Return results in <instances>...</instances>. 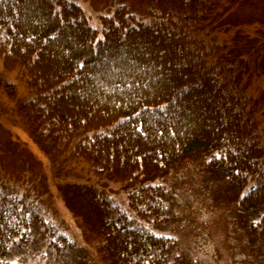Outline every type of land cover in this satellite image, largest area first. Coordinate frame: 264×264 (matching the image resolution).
<instances>
[{"label": "trees", "instance_id": "trees-1", "mask_svg": "<svg viewBox=\"0 0 264 264\" xmlns=\"http://www.w3.org/2000/svg\"><path fill=\"white\" fill-rule=\"evenodd\" d=\"M218 1L151 0L159 20L153 24L119 9L101 18L99 39L74 3L2 0L0 60L26 81L33 99L18 112L41 148L49 140L75 142L76 156L98 176L127 184L129 206L159 226L171 214L165 190L150 184L187 158L205 156V168L235 196L238 218L264 245V149L257 111L230 56L222 55L225 47L200 36ZM0 89L15 97L13 86ZM23 203L19 210L0 201V264H13L15 250H32L53 235L40 213ZM143 205L149 214L140 211ZM105 210L100 238L108 264H169L175 239L136 230L115 204ZM56 241L48 247L54 264L82 259L84 250Z\"/></svg>", "mask_w": 264, "mask_h": 264}, {"label": "rangeland", "instance_id": "rangeland-1", "mask_svg": "<svg viewBox=\"0 0 264 264\" xmlns=\"http://www.w3.org/2000/svg\"><path fill=\"white\" fill-rule=\"evenodd\" d=\"M64 1L82 7L99 39L103 37L101 18H111L119 9H126L127 16L144 24L159 21L158 13L151 10V0ZM218 3L216 14L200 36L212 46L225 47L222 55L230 56L238 80L253 100L264 149V0ZM5 85L13 86L15 97L0 89V201L17 204L19 210L25 201L53 232L32 250H15L12 262L54 264L48 247L65 240L75 244L80 253L84 250L82 259L74 256L68 259L70 264H108L100 224L107 215L106 205L111 203L134 222L136 230L175 239L177 246L169 264H264L262 240L249 233L238 218L232 204L235 196L205 168V156L187 158L174 173L150 184L165 190L171 215L167 225L149 223L129 206L132 189L98 176L90 164L76 156L75 142L49 140L42 148L34 142L18 112L20 105L33 97L19 72L6 71L0 60V88ZM251 186L249 183L241 195ZM140 211L149 214L150 207L143 205Z\"/></svg>", "mask_w": 264, "mask_h": 264}, {"label": "snow or ice", "instance_id": "snow-or-ice-1", "mask_svg": "<svg viewBox=\"0 0 264 264\" xmlns=\"http://www.w3.org/2000/svg\"><path fill=\"white\" fill-rule=\"evenodd\" d=\"M245 195H247V194H245ZM169 239H173V237H169ZM177 255H179V253H177ZM13 264H15V262H13Z\"/></svg>", "mask_w": 264, "mask_h": 264}]
</instances>
